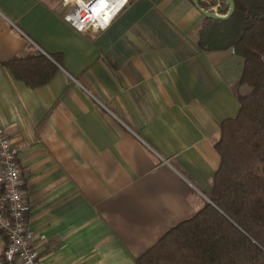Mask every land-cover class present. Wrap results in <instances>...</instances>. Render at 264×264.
I'll return each instance as SVG.
<instances>
[{"label": "crops", "instance_id": "crops-1", "mask_svg": "<svg viewBox=\"0 0 264 264\" xmlns=\"http://www.w3.org/2000/svg\"><path fill=\"white\" fill-rule=\"evenodd\" d=\"M67 10L0 0V125L28 143L20 164L44 263L136 264L209 202L243 57L200 45L207 17L191 0H131L97 33L76 31ZM31 46L63 54L36 88L3 65ZM7 244L0 230V264Z\"/></svg>", "mask_w": 264, "mask_h": 264}, {"label": "trees", "instance_id": "trees-1", "mask_svg": "<svg viewBox=\"0 0 264 264\" xmlns=\"http://www.w3.org/2000/svg\"><path fill=\"white\" fill-rule=\"evenodd\" d=\"M224 20L207 18L200 45L233 47L243 57L241 80L232 87L240 103L236 116L221 123L214 147L221 161L210 202L170 228L136 258V264H264V0H234ZM227 14L226 0H199ZM3 65L29 87L52 80L63 54L48 57L34 46Z\"/></svg>", "mask_w": 264, "mask_h": 264}, {"label": "built area", "instance_id": "built-area-1", "mask_svg": "<svg viewBox=\"0 0 264 264\" xmlns=\"http://www.w3.org/2000/svg\"><path fill=\"white\" fill-rule=\"evenodd\" d=\"M131 0H61L68 7L65 21L81 33H97L110 26ZM232 51L235 49L232 47ZM28 146L15 142L0 125V230L8 239L2 264H45L38 250L36 232L30 227L20 154Z\"/></svg>", "mask_w": 264, "mask_h": 264}, {"label": "water", "instance_id": "water-1", "mask_svg": "<svg viewBox=\"0 0 264 264\" xmlns=\"http://www.w3.org/2000/svg\"><path fill=\"white\" fill-rule=\"evenodd\" d=\"M191 1L194 3V5L197 7V9L203 15H205L207 18H211V19H218V20L228 19L229 17L232 16V14L235 11V1L234 0H226L227 4L229 5V10H228L227 14H220L219 12L206 10L200 5L199 0H191ZM46 55L48 57H50L48 54H46ZM209 202L212 203L211 200H209Z\"/></svg>", "mask_w": 264, "mask_h": 264}, {"label": "rangeland", "instance_id": "rangeland-1", "mask_svg": "<svg viewBox=\"0 0 264 264\" xmlns=\"http://www.w3.org/2000/svg\"><path fill=\"white\" fill-rule=\"evenodd\" d=\"M207 1V0H206Z\"/></svg>", "mask_w": 264, "mask_h": 264}]
</instances>
